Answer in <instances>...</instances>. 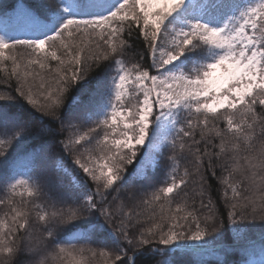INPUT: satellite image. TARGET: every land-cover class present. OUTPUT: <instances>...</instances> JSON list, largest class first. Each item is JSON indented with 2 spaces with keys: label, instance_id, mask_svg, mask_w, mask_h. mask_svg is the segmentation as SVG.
Here are the masks:
<instances>
[{
  "label": "snow or ice",
  "instance_id": "obj_1",
  "mask_svg": "<svg viewBox=\"0 0 264 264\" xmlns=\"http://www.w3.org/2000/svg\"><path fill=\"white\" fill-rule=\"evenodd\" d=\"M40 8L20 9L24 34L0 28V71L40 113H0V157L50 134L68 188L53 192L39 172L0 178V264H17L21 252L34 264H93L97 256L138 264L153 243L163 246L147 248L157 264H173L177 251L218 244L222 235L206 239L223 222L205 199L202 168L221 169L228 220L264 221V0H54ZM134 31L142 51L127 59ZM165 156L164 180L144 184ZM189 158L192 168L181 170ZM138 181L144 194L126 203L120 191ZM32 209L42 233L35 244Z\"/></svg>",
  "mask_w": 264,
  "mask_h": 264
},
{
  "label": "trees",
  "instance_id": "obj_2",
  "mask_svg": "<svg viewBox=\"0 0 264 264\" xmlns=\"http://www.w3.org/2000/svg\"><path fill=\"white\" fill-rule=\"evenodd\" d=\"M54 0H0V28H7L16 35H22L21 29L24 27L29 28V22L27 18L20 13V9L32 8L36 11H43L40 8L41 4H53ZM130 43L135 41L133 48L129 50V56L127 59H139L136 55L141 52L140 47L142 40L138 39L135 31L129 38ZM18 56H24L26 53L21 50L17 53ZM144 61H141L143 63ZM150 62V61H149ZM8 68L10 70L11 64L9 63ZM99 69L93 68L87 73V80L89 83V88L94 86L95 77ZM16 81L14 79H8L6 74L0 71V94L2 95H12L17 98L13 101H0V113L4 116H18L21 112L26 115H32L34 117H39L40 113L36 112L26 102L19 98L15 92ZM77 91L75 87L69 88V91L64 97V104L67 105L71 100L72 95ZM64 111V109H61ZM45 121H48V117H43ZM13 125H9L11 128ZM47 124L41 125L37 121H33L34 128L46 127ZM54 130L55 127H54ZM68 133H64L67 135ZM8 156L0 157V178L7 176L9 173L12 175H27L30 172L35 175L39 172L45 179L51 180L55 187L52 189L55 191H63L68 188V178L63 176L56 168L57 160L61 158L62 149L58 144V138L54 139L50 134L43 137L33 138L19 147L13 144L10 148H7ZM11 157V159H9ZM139 158V157H138ZM65 167H72L71 157H64ZM168 164L167 157L161 161L160 169L156 172V175L148 181H143L144 184L157 185L165 178V168ZM133 166L129 165L128 170L131 171ZM184 167L192 168V163L190 158L181 161V170ZM35 169V172H33ZM204 173L206 180V198L210 197L215 206V211L217 215V221H222L217 233H210L209 237L206 239L214 240L217 235H222V239L218 244H210L208 246L202 247L204 252H194V251H177L174 253L172 259L173 264H264V221H261L259 216L255 220L251 218H246L240 220L237 217L238 223L233 224L228 220L229 208L225 205L224 199L222 197L223 185L220 183L219 177L222 175L221 169L219 167L215 168L216 175L213 176L212 172L201 169ZM91 183V182H89ZM145 189L140 187V182L138 181L134 185H130L127 189L120 191L119 195L125 198L126 203H131L127 200V197L132 194H137V199L142 196ZM4 193L0 191V196ZM196 207H199V197H196ZM6 209L0 208V216ZM237 211H241L237 209ZM31 228L29 231L32 232L33 240L32 244L36 243L37 237H40L42 233L38 230L41 225L36 217V210L32 209L31 216ZM212 225H209L211 229ZM234 229L240 230L242 234L246 237V245L241 247L235 239ZM23 235V234H21ZM180 243H185L181 241ZM190 243V242H189ZM148 247H163L162 245H157L153 243L150 246H145V255L138 257V264H157L161 259L159 255H153L147 252ZM219 247L218 249H215ZM210 248L212 250L208 251ZM131 255V252H129ZM0 259H3L0 257ZM37 258L29 252H21L16 257L17 264H34ZM47 264H51L49 260ZM93 264H105L104 257L97 256L93 261Z\"/></svg>",
  "mask_w": 264,
  "mask_h": 264
},
{
  "label": "rangeland",
  "instance_id": "obj_3",
  "mask_svg": "<svg viewBox=\"0 0 264 264\" xmlns=\"http://www.w3.org/2000/svg\"><path fill=\"white\" fill-rule=\"evenodd\" d=\"M25 29H27V28H26V27H24V28L22 29V31H23V32H22V34H24V33H25V32H24V30H25Z\"/></svg>",
  "mask_w": 264,
  "mask_h": 264
}]
</instances>
